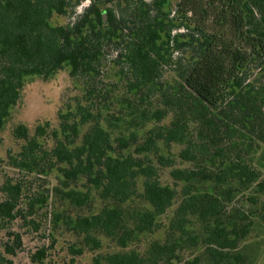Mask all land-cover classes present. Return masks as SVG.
I'll use <instances>...</instances> for the list:
<instances>
[{"label":"trees","instance_id":"obj_1","mask_svg":"<svg viewBox=\"0 0 264 264\" xmlns=\"http://www.w3.org/2000/svg\"><path fill=\"white\" fill-rule=\"evenodd\" d=\"M167 1L141 0L131 18L132 28L119 17L117 8L102 10L97 0L66 25H54L52 18L75 10V0H0V131L28 79L48 80L66 66L72 76L93 77L101 72L108 49L116 50L117 61L131 75V88L140 91V99L158 94L163 105L139 109L137 119L162 120L172 113L170 125L152 129L136 152L127 153L136 134L113 136L100 113L79 105L60 112L61 129L53 132L57 143L52 149L39 141L47 126L39 125L30 136L25 124L17 125L14 135L26 142L17 165L36 173L57 168L67 188H58L60 193L79 207L89 203L91 193L71 185L85 178L109 203L94 214L60 217L92 249L102 247L101 234L127 247L141 234L158 228V217L178 195L177 188L162 183L152 154L163 165H172L160 153L159 142L182 144L180 157L193 167L172 170L184 186L167 238L154 242L145 255L135 250L100 253L92 264H172L189 244L202 245L209 264H255L258 255H251L243 242L256 221L251 213L229 205L237 191L253 188L264 193V178L235 154L227 139L239 128L264 143V96L244 85L250 64L264 58V0H182L181 11L199 14V49L190 68L178 74L176 84L164 87L163 69L171 62L169 50L175 39L173 28L158 17L165 14ZM191 122L197 123L196 136L191 134ZM140 177L144 178L141 196L151 208L129 211L123 205L140 195ZM8 189L11 199L2 203L0 211L10 216L20 186ZM250 200L260 204L257 217L264 225V200L258 196ZM193 217L203 225L202 235L194 233ZM7 250L14 252L9 245ZM201 261L196 256L187 264Z\"/></svg>","mask_w":264,"mask_h":264},{"label":"rangeland","instance_id":"obj_2","mask_svg":"<svg viewBox=\"0 0 264 264\" xmlns=\"http://www.w3.org/2000/svg\"><path fill=\"white\" fill-rule=\"evenodd\" d=\"M91 1L93 0H75V3L78 2L75 10L71 9L66 15L55 14L52 24L66 25L75 21ZM97 1L100 2L102 10L106 7L117 8L119 17H124L125 24L134 28L131 18L136 14L135 8L141 0ZM181 1L168 0L163 8L165 14H158L160 19H164L173 28L171 34L173 38L175 37L169 50L171 62L163 69L161 82L164 87L176 84L178 74L190 68L199 49L200 33L197 28L202 27L201 22L196 25L199 14H185L179 8ZM117 53L116 50L109 48L101 72L93 77L72 76L68 66L60 69L48 80L38 76L31 77L24 86L20 100L11 108L10 116L0 131V207L3 202L11 199L9 186L18 184L20 193L10 216L0 211V255L4 258L3 264H64L72 260L76 264H92L94 257L100 253L135 250L145 255L154 242H162L167 238L171 222L183 197L184 186L173 177L172 170L193 167L191 162L180 157V152L185 147L182 144L173 142L167 145L159 142L160 153L170 158L172 165H163L152 154L162 183L177 188L178 195L167 212L158 217V228L153 232L141 234L127 247H121L112 238L101 234L99 237L102 240V247L92 249L85 244L83 235L69 228L60 217L94 214L109 203L100 196L98 190L87 183L85 178L71 185V188L91 193L89 203L79 207L66 200L60 193L58 188L66 190L67 188L62 186V175L57 168L36 173L19 167L16 163L26 143L24 139L14 135V128L17 125L25 124L30 136L35 135L39 125L47 126V133L39 137V141L45 148L52 149L57 143L53 132L61 129L60 112L76 110L79 105L89 107L95 114L100 113L102 124L113 136L131 137L135 133V141H132L127 153L136 152L137 145L145 141L152 129L170 125L172 113H168L162 120L141 122L137 119L139 109L145 107L155 109L163 105L158 94L140 99V91L131 88V75L123 68L122 63L117 61ZM244 85L253 92L261 91L264 96V58L256 59L250 64ZM89 125L91 123L83 127L81 137ZM197 128V123H190L192 136H196ZM228 141L232 144L235 154L240 155L243 161L264 178V143L252 139L239 128H234L228 134ZM143 182L144 178L140 177L137 184L140 195L123 205L127 210L151 208L141 196L144 190ZM254 191L253 188L237 191L229 208H240L253 215L256 225L243 245L251 255H258L255 264H264V225L257 217L260 204L250 200V197L257 196L264 200V193ZM192 219L191 227L194 233L202 235L203 225L197 217ZM8 245L14 249L13 253L7 250ZM196 256L202 258L200 264H209L202 245L194 244L184 247L181 259L175 260L172 264H187Z\"/></svg>","mask_w":264,"mask_h":264}]
</instances>
